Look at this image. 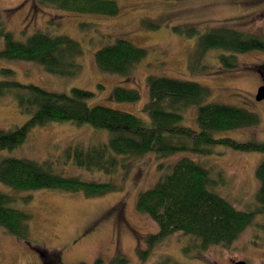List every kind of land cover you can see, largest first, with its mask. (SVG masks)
<instances>
[{
    "label": "rangeland",
    "instance_id": "1",
    "mask_svg": "<svg viewBox=\"0 0 264 264\" xmlns=\"http://www.w3.org/2000/svg\"><path fill=\"white\" fill-rule=\"evenodd\" d=\"M119 7L114 17L75 14L39 4L36 0H0V23L18 41L24 42L34 32L50 36L65 35L77 41L83 55L81 71L73 78L46 73L37 64L0 58V81L13 79L32 84L49 92L69 94L73 88L94 93L90 105H102L146 119L142 108L148 102L146 78L150 75L193 81L211 90L209 102L234 105L259 116L260 123L250 128L215 133L216 138L239 142H264V100L256 94L263 82L258 67L264 65V51L237 54L239 68L227 70L218 61L219 51H209L200 73L188 67L196 39L175 32V27L196 26L201 32L213 28H231L264 37V0H113ZM116 39L129 41L146 50V57L129 77L101 73L94 54ZM4 41L0 38V51ZM264 69V68H263ZM2 71H11V76ZM135 89L141 99L136 103L111 100L113 88ZM23 115L12 96L0 98V129L23 125ZM182 125L197 130L194 109L185 114ZM109 133L89 125L49 123L35 128L25 143L12 151H0V157L25 158L52 164L55 172L84 181L111 182L120 186L117 192L87 198L82 193L42 189L14 191L0 183V193L13 196L11 208L31 215L25 240L8 234L0 227V264H43L46 251L56 264H92L101 258L104 264L123 254L129 264H155L170 257L179 264H264V214H257L252 224L229 247L212 246L201 259L187 257L182 247L190 238L175 233L154 247L147 262L142 263L137 250L146 249L144 238L157 232L156 223L136 210L138 195L151 188L174 162L188 157L200 162L223 182L218 194L237 210L251 212L261 206L255 195L259 188L255 172L264 153L237 152L215 148L208 157L179 153L160 158L154 153L129 159L126 169L115 174L88 172L66 162L67 147L106 144ZM27 199V200H25ZM43 259H50L45 256Z\"/></svg>",
    "mask_w": 264,
    "mask_h": 264
},
{
    "label": "trees",
    "instance_id": "2",
    "mask_svg": "<svg viewBox=\"0 0 264 264\" xmlns=\"http://www.w3.org/2000/svg\"><path fill=\"white\" fill-rule=\"evenodd\" d=\"M75 14H92L114 17L119 7L113 0H36ZM175 32L188 39H196V47L189 56L188 67L192 73L205 69L201 65L209 51H219L218 61L227 70L239 68L237 54L264 51V37L247 34L231 28H213L201 32L196 26L175 27ZM0 38L4 48L0 58L37 64L51 75L73 78L81 71L79 58L81 45L65 36H50L37 31L24 42L18 41L0 23ZM146 50L129 41L116 39L94 54V63L103 74L129 78L146 57ZM264 65L258 67L264 79ZM11 76V71H2ZM148 102L142 108L146 115L90 105L94 93L73 88L69 94L49 92L32 84H21L13 79L0 81V98L12 96L19 111L28 120L19 127L0 129V151H12L23 145L31 131L49 123L89 125L109 133L108 142L100 145L69 146L63 155L66 162L88 172L112 175L121 167L126 169L129 159H139L154 153L169 158L179 153L208 157L215 148L225 147L237 152L264 153V142H239L231 138H216L215 133L257 126L259 116L246 109L209 102L211 90L193 81L150 75L146 78ZM111 100L136 103L141 99L135 89L115 87ZM194 109L197 130L182 125L185 114ZM149 189L136 200V210L153 220L158 230L144 238L146 249H138L142 263L147 262L154 247L175 233H182L190 242L182 247L187 257L201 259L212 246L229 247L252 224L257 214H264V160L256 168L259 183L255 195L260 208L256 211L237 210L222 198L216 186L223 182L200 162L182 157ZM0 183L14 191L57 190L82 193L96 198L117 192L120 186L111 182L84 181L55 172L52 164L25 158L0 157ZM27 200V199H25ZM13 196L0 193V227L8 234L25 240L31 215L11 208ZM43 264H56L54 255L41 251ZM48 256L50 259H43ZM92 264H104L97 258ZM108 264H129L123 254L114 256ZM155 264H179L164 257Z\"/></svg>",
    "mask_w": 264,
    "mask_h": 264
},
{
    "label": "water",
    "instance_id": "3",
    "mask_svg": "<svg viewBox=\"0 0 264 264\" xmlns=\"http://www.w3.org/2000/svg\"><path fill=\"white\" fill-rule=\"evenodd\" d=\"M256 100L262 101L264 100V84L258 88L257 94H256ZM232 264H247L245 261H236Z\"/></svg>",
    "mask_w": 264,
    "mask_h": 264
},
{
    "label": "flooded vegetation",
    "instance_id": "4",
    "mask_svg": "<svg viewBox=\"0 0 264 264\" xmlns=\"http://www.w3.org/2000/svg\"><path fill=\"white\" fill-rule=\"evenodd\" d=\"M262 80H263V82L260 84V86H262L264 84V79H262Z\"/></svg>",
    "mask_w": 264,
    "mask_h": 264
}]
</instances>
